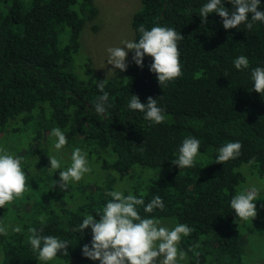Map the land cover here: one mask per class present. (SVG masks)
Instances as JSON below:
<instances>
[{"label": "trees", "instance_id": "obj_1", "mask_svg": "<svg viewBox=\"0 0 264 264\" xmlns=\"http://www.w3.org/2000/svg\"><path fill=\"white\" fill-rule=\"evenodd\" d=\"M201 2L140 0L130 19L132 39L141 24L173 27L183 37L177 43L181 74L161 88L148 70L150 57L137 66L130 52L125 70H115L119 80L105 81L106 114H97L99 72L90 69L89 57L86 77L76 76L73 64L81 30L98 12L92 0H0V148L24 157L26 174V191L0 207V222L67 239V253L48 264H98L81 255L90 231L77 233L76 226L86 212L96 218L109 199L105 190L115 187L125 194L130 189L145 203L159 195L164 208L144 214L141 206L140 214L193 229L178 245L186 253L184 264H246L251 258L263 264L264 221L245 234L242 228L250 226L240 224L229 201L244 166L264 174V100L251 90L247 70L236 71L231 63L242 54L250 67L264 66V25L224 29L215 13L201 24L193 12ZM224 7L231 5L225 0ZM128 94L141 103L157 98L165 120L152 125L129 112ZM52 127L64 131L65 151L80 147L92 169L62 191L53 184L59 169L51 176L47 166ZM188 135L201 141L198 156L191 168H177L171 159ZM236 140L240 155L215 162L218 147ZM157 171L158 177L137 181ZM255 206L264 213V200ZM25 237L26 232L0 236V264H38Z\"/></svg>", "mask_w": 264, "mask_h": 264}, {"label": "clouds", "instance_id": "obj_2", "mask_svg": "<svg viewBox=\"0 0 264 264\" xmlns=\"http://www.w3.org/2000/svg\"><path fill=\"white\" fill-rule=\"evenodd\" d=\"M226 2L231 5L230 8L224 7L225 0H202L198 10L193 12L199 16L201 24L205 23L208 14L215 13L221 18L224 29L237 28L241 24L244 28L251 29L254 22L264 25V7L260 6L261 0ZM136 32L139 34L138 38L122 40L119 46L108 47L106 62L112 65L113 69L124 71L127 66L125 62L127 52H131V59L137 66H142V59L145 56L150 57L148 70L155 74L158 85L163 88L181 74L177 43L183 37L173 27L158 24L150 28L141 24ZM231 63L236 71L247 70L251 90L264 100V66L250 67L249 59L242 54L235 56ZM95 87L101 95L97 97L93 109L97 114H106L105 81L96 82ZM126 108L129 112L140 113L142 118L152 125L165 120V112L158 106L157 98L147 97L141 103L137 95L128 94ZM48 136L51 143L46 156L47 166L51 176L59 169L58 179L53 180V184L62 191L74 182L86 178L92 169L86 153L80 147H72L70 152L65 151L67 139L59 127H52ZM200 146L199 138L185 136L176 147L175 156L171 159L172 164L177 168H191ZM240 148L238 140L225 142L216 150L214 161L222 164L234 159L240 155ZM23 161L24 157L6 148H0L2 208L26 191ZM33 165L32 170L35 171ZM262 191L264 182L259 181L240 188L229 201V207L235 217L240 220L253 218L257 213L255 202ZM104 195L109 199L104 201L102 208L96 210V218L86 212L76 226L77 233L86 228L90 231L89 241L81 245L83 257L97 261L98 264H184L186 253L178 245L182 237H187L193 229L184 223L172 222L169 226L159 218L152 215L142 216L138 211L141 206L144 214L162 210L164 203L159 195H153L147 203L142 197L134 195L130 189L125 194L120 187L105 190ZM37 220L41 225L46 223L45 216H38ZM22 232H26V243L35 253L38 264H48L57 258L58 253L61 255L67 253L66 247L69 245L67 239L56 235H44L41 229L31 225L22 229L18 223L0 222V236L7 237L11 233Z\"/></svg>", "mask_w": 264, "mask_h": 264}, {"label": "rangeland", "instance_id": "obj_3", "mask_svg": "<svg viewBox=\"0 0 264 264\" xmlns=\"http://www.w3.org/2000/svg\"><path fill=\"white\" fill-rule=\"evenodd\" d=\"M97 6L98 12L96 18L93 21H87L83 26L80 33V44L81 50L77 54L74 60V74L78 77H86V69L91 65V70L98 73L95 79L108 80L116 79L119 80L121 73L115 72L117 69H113L112 65L106 62V49L108 47H116L120 45L122 40L132 39V29L130 26V19L133 13L140 7V0H92ZM93 24H97L96 29L92 28ZM123 47V45H121ZM130 60V51L127 52L125 57L126 65ZM92 63V64H91ZM112 69L113 71H111ZM115 73V74H114ZM244 173L243 181L238 185L236 192L248 183L252 182H264V174L260 175L255 171L247 170L244 166L242 169ZM159 171L152 175L143 173L138 182L146 180L149 177H158ZM258 200H264V191L260 192ZM163 221V220H162ZM264 221V213L257 212L256 215L249 220H240L241 225L250 228H242L245 234H248L249 230L254 229L256 224H262ZM171 226V221H165ZM253 227V228H252ZM257 227V226H256ZM246 264H262L261 260L251 258ZM264 264V260H263Z\"/></svg>", "mask_w": 264, "mask_h": 264}]
</instances>
